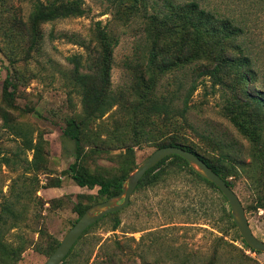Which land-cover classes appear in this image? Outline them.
I'll return each mask as SVG.
<instances>
[{
    "label": "rangeland",
    "instance_id": "obj_1",
    "mask_svg": "<svg viewBox=\"0 0 264 264\" xmlns=\"http://www.w3.org/2000/svg\"><path fill=\"white\" fill-rule=\"evenodd\" d=\"M35 1L5 0L0 15L9 17L17 11L27 19ZM85 6L87 12L83 16L44 23L39 50L26 58L23 49L16 55L6 51L11 44L0 27V105L6 107L3 89L5 80L10 77L17 84L15 104L20 108L12 109L13 116L35 130V135L42 132L48 141V169L39 172L34 179L24 172L32 153L19 151L20 139L4 127L0 115V147L3 154L13 157L9 166L0 168V213H4L2 207L6 202L20 218L19 227L9 232L10 240L23 234L41 246H46L51 238L61 242L78 219L74 204H87V195L98 192V187H80L67 172L75 160L76 145L64 134V128L68 119L82 110L81 97L71 83L75 63L70 58L80 56L84 65L81 71H88L96 45L97 22L117 40L112 66L115 89L129 88L132 72L128 63L137 62L147 54L141 16L118 17L119 6L114 0H85ZM249 19L250 28L244 40L257 71L250 87L264 91V10H254ZM22 46L27 48L28 44L24 42ZM176 75L178 80H175ZM189 79H184L182 72H168L162 76L157 90L172 98L180 108H186L188 121L210 139H203L192 129L188 134L215 160L220 153L214 141H222L232 149V163L240 173L231 178L235 182L234 190L244 205L254 202L256 194L250 186V176L259 180L262 171L253 164L256 148L225 115L224 107L232 91L214 86L209 78H201L198 88L191 93ZM180 82L186 84L181 86ZM27 108H32L33 112L22 114L21 110ZM130 119V115L115 107L104 118L89 125L97 138L106 140L102 145L104 149L98 152H90L86 147L90 152L87 163L92 170L103 175L122 171L125 148L121 143L133 142L128 140ZM140 138L141 143L134 147L137 166L158 149L150 137ZM179 172L173 169L163 183L136 189L129 205L120 210V226L113 230L111 220L100 222L84 235L65 264H264V253L245 247L238 228H232L225 218L223 195L199 182L187 168ZM57 180L61 184L54 186ZM24 182H32L28 184L29 193L22 191ZM225 205L231 209L229 202ZM7 215L12 217L13 213L7 212ZM247 215L254 233L264 240L263 210L247 212ZM49 256L31 246L17 264H44Z\"/></svg>",
    "mask_w": 264,
    "mask_h": 264
},
{
    "label": "trees",
    "instance_id": "obj_2",
    "mask_svg": "<svg viewBox=\"0 0 264 264\" xmlns=\"http://www.w3.org/2000/svg\"><path fill=\"white\" fill-rule=\"evenodd\" d=\"M114 3L119 6L118 17L143 18L148 49L141 60L128 63L127 67L132 72L129 88L113 87L112 66L117 40L101 22H97L94 29L96 45L93 59L87 66L88 71H81L84 65L80 56L74 55L70 58L75 63L71 83L81 97L82 110L77 116L70 117L64 128V134L76 145L75 160L67 172L80 187L90 189L98 187L96 195H87L89 199L87 204L82 202L74 204L78 219L90 206L106 201L121 192L124 179L137 167L134 147L141 143L140 137H150L158 148L179 146L194 152L234 189L235 182L231 178L240 173L238 167L232 163L233 155L231 156L230 152L232 149L227 148L222 141H214L220 153V157L215 160L207 149L188 134L189 129L197 132L198 130L188 121L186 108H180L172 98L160 94L157 90L162 76L168 72L173 74L182 72L184 79L190 78L191 93L198 88L197 82L201 78H209L214 86L219 85L232 91L224 107L225 115L237 131L256 148L253 164L256 163L262 171L259 180L254 175L250 176V186L256 197L254 202L244 206L246 212L259 210L264 212V91L250 87L256 80L257 71L244 40L250 28L249 15L254 10H264V0H114ZM4 4L5 0H0V11ZM86 12L85 0H36L27 19L17 11L9 17L0 15V27L4 38L11 44L7 46L6 51L16 55L23 49L24 57H29L41 46L43 40L41 26L44 23L83 16ZM24 42L28 44L27 48L22 46ZM144 59H147L146 63ZM175 80H178L177 75ZM180 84L183 86L186 83ZM16 90V82L8 77L3 89L6 107L0 105V115L4 127L10 129L16 138L20 139L19 151L32 153V159L25 166L24 172L36 179L39 172L48 169L46 150L48 141L42 132L35 135V130L13 116L12 109L20 110L15 104ZM115 107L130 115L129 125L132 133L130 132L128 140L133 142L121 143L125 148V153L122 154L124 156L122 171L119 174L103 175L90 168L87 158L90 152L104 149L102 145L106 140L97 138L89 125L104 118ZM30 111L33 112V109H22L21 113ZM198 134L205 140L210 139L204 133ZM86 147H89L90 152L86 151ZM17 154H14L16 158ZM12 159V156L3 154L0 147V168L4 165L9 166ZM184 168H187L199 182L206 183L223 195L224 216L230 226L236 228L231 209H227L225 205L228 200L222 191L214 183L196 173L179 155L168 156L149 170L137 189L159 185L170 177L173 169L181 172ZM31 183L24 182L22 191L29 193L28 184ZM60 184V180H57L54 186ZM2 209L4 213H0V264H17L23 253L31 246L51 255L59 245V240L51 238L46 246H41L23 234H17L14 240H10L9 232L19 227L20 218L6 202L3 203ZM7 212L13 213L12 217H9ZM105 220H111L113 230H116L121 224L120 211L107 214L93 224L76 245L86 233ZM41 233L44 236V232ZM242 242L252 252L260 253L252 249L244 239ZM76 245L61 264H65L66 259L73 254Z\"/></svg>",
    "mask_w": 264,
    "mask_h": 264
},
{
    "label": "water",
    "instance_id": "obj_3",
    "mask_svg": "<svg viewBox=\"0 0 264 264\" xmlns=\"http://www.w3.org/2000/svg\"><path fill=\"white\" fill-rule=\"evenodd\" d=\"M174 154L183 157L196 173L214 183L222 191L230 204L233 221L245 242L252 249L264 253V240L254 233L242 200L226 180L194 152L179 146H163L156 149L124 179L119 194L90 206L69 229L44 264H61L88 228L107 214L118 212L128 206L144 175L163 159Z\"/></svg>",
    "mask_w": 264,
    "mask_h": 264
}]
</instances>
